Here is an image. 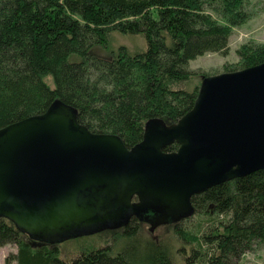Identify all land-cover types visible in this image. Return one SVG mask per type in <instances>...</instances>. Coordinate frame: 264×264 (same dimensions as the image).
<instances>
[{"label":"trees","instance_id":"16d2710c","mask_svg":"<svg viewBox=\"0 0 264 264\" xmlns=\"http://www.w3.org/2000/svg\"><path fill=\"white\" fill-rule=\"evenodd\" d=\"M248 20V0H0V128L60 99L92 132L134 147L149 119L174 124L193 108L202 77L217 73L192 70L190 60L228 54L234 28ZM115 33L142 35L146 48L115 50ZM236 53L222 72L263 63L264 42ZM193 204L194 215L172 222V239L159 242L131 223L67 260L1 218L0 247H17L8 257L15 264H239L264 249V170L214 186Z\"/></svg>","mask_w":264,"mask_h":264},{"label":"water","instance_id":"95a60500","mask_svg":"<svg viewBox=\"0 0 264 264\" xmlns=\"http://www.w3.org/2000/svg\"><path fill=\"white\" fill-rule=\"evenodd\" d=\"M78 117L57 99L0 128V219L53 246L146 213L151 231L180 222L195 196L264 170V62L203 76L193 108L174 124L149 119L131 148Z\"/></svg>","mask_w":264,"mask_h":264},{"label":"rangeland","instance_id":"374dc122","mask_svg":"<svg viewBox=\"0 0 264 264\" xmlns=\"http://www.w3.org/2000/svg\"><path fill=\"white\" fill-rule=\"evenodd\" d=\"M249 20L235 27L230 37V49L228 54L209 52L205 55L198 56L190 60L189 67L192 70H199L203 73H221L227 64H236L238 55L236 50L247 41L264 42V0H248ZM111 45L117 50L120 46L125 45L132 50H144L146 40L142 35H128L115 33ZM200 82V79L197 78ZM149 226L142 225L141 232L147 238L159 242L164 238L172 239V226H163L154 232H151ZM114 231L98 232L86 236H73L68 240L57 243L60 256L70 260L83 251L97 249L107 245L110 242ZM177 248L178 243H174ZM175 246V247H176ZM17 247L12 244L0 247V264H15L8 261V257L16 252ZM239 264H264V249L254 252L245 253Z\"/></svg>","mask_w":264,"mask_h":264},{"label":"flooded vegetation","instance_id":"af4514ba","mask_svg":"<svg viewBox=\"0 0 264 264\" xmlns=\"http://www.w3.org/2000/svg\"><path fill=\"white\" fill-rule=\"evenodd\" d=\"M137 200H134V202H136ZM154 220H158V217L157 216H154V215H152V214H150V213H146V214H144L143 215V217L141 218V219H138V218H133L128 224H126V225H124V226H121L120 228H118V229H114V230H108V231H119V230H124V229H126V227L129 225V224H131V223H135V224H137V226L138 227H141L142 225H145V226H149L150 228V231H151V223H152V221H154ZM156 222V221H155ZM171 222H173V221H171ZM174 223V222H173ZM172 223H169V224H167V225H165V226H170ZM156 225V224H155ZM161 227H163L162 225H157V226H155L154 228L155 229H153V231H151V232H154L155 230H158L159 228H161Z\"/></svg>","mask_w":264,"mask_h":264}]
</instances>
